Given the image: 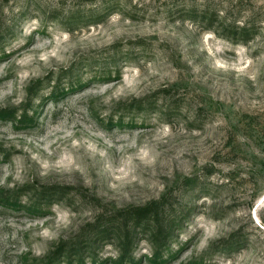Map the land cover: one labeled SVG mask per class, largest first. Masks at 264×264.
Returning <instances> with one entry per match:
<instances>
[{
  "label": "rangeland",
  "instance_id": "1",
  "mask_svg": "<svg viewBox=\"0 0 264 264\" xmlns=\"http://www.w3.org/2000/svg\"><path fill=\"white\" fill-rule=\"evenodd\" d=\"M0 115V264H264V0H0Z\"/></svg>",
  "mask_w": 264,
  "mask_h": 264
},
{
  "label": "trees",
  "instance_id": "2",
  "mask_svg": "<svg viewBox=\"0 0 264 264\" xmlns=\"http://www.w3.org/2000/svg\"><path fill=\"white\" fill-rule=\"evenodd\" d=\"M4 118L0 115V119ZM152 210L149 207H136L128 211L129 218L132 223L135 225L137 224L139 227L140 226H145L147 221L149 220V216L151 215ZM165 239V237L161 233H157V244H162ZM118 263V262H117Z\"/></svg>",
  "mask_w": 264,
  "mask_h": 264
}]
</instances>
